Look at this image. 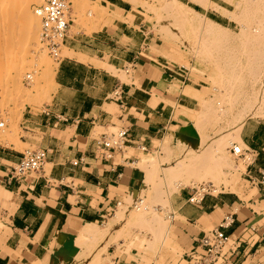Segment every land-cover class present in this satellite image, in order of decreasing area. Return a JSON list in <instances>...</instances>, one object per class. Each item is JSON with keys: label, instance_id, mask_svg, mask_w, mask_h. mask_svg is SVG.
I'll return each instance as SVG.
<instances>
[{"label": "crops", "instance_id": "crops-1", "mask_svg": "<svg viewBox=\"0 0 264 264\" xmlns=\"http://www.w3.org/2000/svg\"><path fill=\"white\" fill-rule=\"evenodd\" d=\"M98 5L117 16L102 15L94 29L76 31L70 27L78 25L69 18L62 45L70 54L57 62L50 100L25 107L17 142L0 141V192L9 195L7 207L0 209V264H35L47 255L50 237L55 244L65 239L59 232L67 233L72 225L102 221L122 192L143 181L138 148L155 147L162 133L180 125L168 102L173 93L160 86L172 69L153 57L151 38L136 29L129 1L97 0ZM127 65L132 73L126 80L108 68ZM108 127L126 129L120 148L101 143L112 134ZM240 137L251 152L243 172L249 184L244 194L252 193H209L198 203L176 195L172 207L180 215L175 230L182 250L176 264H189L193 253L203 251L199 236L227 214L233 219L223 228L231 240V260L264 264V121L245 120ZM24 144L44 148L45 161L39 170L10 179ZM114 259L115 264H133L117 255Z\"/></svg>", "mask_w": 264, "mask_h": 264}, {"label": "rangeland", "instance_id": "rangeland-1", "mask_svg": "<svg viewBox=\"0 0 264 264\" xmlns=\"http://www.w3.org/2000/svg\"><path fill=\"white\" fill-rule=\"evenodd\" d=\"M127 1H129L130 5L132 6L133 10L136 12L137 15L136 23L139 24L138 25L139 27H136V29L140 28L144 30L147 33L148 37L151 38V43H152L151 52L153 57L158 55L161 59L167 61L166 63L170 66V69H172L170 71L171 75H164V76L168 77L169 81H172L173 79H178L181 81L182 84H187L196 88L197 92L196 91L195 92L197 97L199 99L201 98L200 99L201 102L202 100L204 102V103L199 102L197 98L185 99L184 97L178 96L177 94L173 93V97H171L173 101H168V102H170L171 105H173L174 108L173 115L176 119L175 122L179 123L180 125H176L170 128L168 131L162 133L159 136V138L155 141V147L153 148L139 147L138 148L139 157H137V162H136V165L139 167L140 163L138 164V161L142 158V154L145 152H153L152 153L153 156H158L159 158H161L160 165H163L165 164V160L167 157L166 153L164 152V150H162L161 147V142L163 141V139L166 136H170L171 144L173 145L172 146L173 149H172V153H170V157L175 158L180 152L178 147H176V142L179 139V136L184 133L190 134L189 129H197L196 127H194L193 122H195L196 120L195 119L196 115H198V113L200 114L202 108H204L205 103L210 102L213 108H215L214 105V101H215L214 99H216L215 97L216 90L214 88V85L216 84L215 81L217 79L221 80V78L223 79L227 77V74L214 73V68L212 66L213 61L223 60L224 58H226V55L230 52H234L235 53L234 55L237 56V58L241 61L242 55L238 53V51H240V45H242L241 43H243V41L246 40L245 39L246 36L248 38L255 34L254 32L255 28L253 29V25L250 23L251 22L250 12H247V8L249 6L245 7L243 6L242 3H240L238 7L234 8L232 4V2L235 1L240 2L241 0H209L212 2V4L207 11L203 10L198 5L191 3L187 0H180L186 4L191 5L200 13L205 14L214 21H217L219 24H221L222 27L224 26L225 27V28L223 27L224 29H220L222 27H217V28L215 27V28L216 29L219 28V31L224 32L227 35V37L235 36L233 42L230 43L229 45L223 43L219 45L216 42L217 43L216 45L220 46L219 48H217L215 43L213 44V41L210 42L211 40L209 37H207V35H205L195 27L185 25L184 28L182 27V29L181 28L175 30L172 29L169 26V23H172L173 20L166 14V12H164L163 9L159 7L163 4L162 2L166 0H127ZM36 2L37 0H33L29 5V10L32 14H34L33 4ZM66 2L68 5L67 7L68 19L71 18L78 25V26L70 27L72 31H76L79 28L91 29L93 28V24L95 23V21L102 20L101 19L102 15H106L107 17L106 19L112 16L107 12V10L102 11L101 8H99L100 7L99 5H98L99 7L96 6L97 0L95 2L90 0L89 2H87L88 4H85L84 8L82 10H78V12L73 9L71 10L70 0H66ZM88 5L92 7L90 8L88 7ZM88 11H90V13H88ZM256 13L260 14L259 8ZM243 14L246 19L242 16ZM36 18L38 23L40 24V21L37 16ZM243 24L249 27L244 28V35L242 36L240 35L236 37V34L240 32V28L242 27ZM167 29L169 30L167 31ZM247 30L249 33L247 32ZM39 32L40 29L38 30V34H37V44H35L30 49L29 58H31V62L23 72V76L21 77L18 89L12 88L11 86L8 87L6 86L7 88L5 89L6 91L4 92L3 91L4 89L0 87V109L4 111V117H3L4 127L0 129V141L5 139H10L17 142L16 140L19 139V135H20L19 125L22 118V112L24 111L25 107L26 106L39 107L40 105L47 103L50 100V95L52 90H49L47 92L44 91L45 86L46 87L48 86V81L42 77V71H43L42 69L45 67L44 66L46 64L45 62L47 63L49 62V64L57 65L59 59L65 55L64 52L68 53L67 49L63 45H61L59 50V58L57 60L54 59L48 53V51L42 46L39 40ZM199 38L206 40L207 43L206 41H205L206 44H203L202 42L200 43V41H198ZM228 47L231 50H229ZM64 48L66 49V51H64L65 50ZM213 49L216 51H214ZM108 68L110 69V71H112L114 74L118 75L121 79L124 80L129 79V76L132 73V68L129 65L122 67L121 69H114V67L112 66H108ZM223 72L225 71H222V73ZM218 75L220 77L222 75L223 76L220 78L218 77ZM246 75L247 74L245 72L242 73L240 79L241 86L239 87H241L243 91H245V93L241 97L242 100H240V102H243L245 99H247L255 89L257 90L260 88L261 82H264V79L254 81V79H252L250 75L247 76ZM210 77L214 80L216 78V80L213 81L212 79H209ZM39 84H41V86ZM168 91L172 93L170 90ZM235 110L236 109H234L232 113L223 114L219 116L220 118H215L214 115L215 119L211 117L213 116V114L210 113H209L210 115L209 117H207L208 115H206L205 117L198 115L199 117L202 118L204 117L203 119L198 117L199 120L201 119L200 123L198 124L199 132L206 133L209 136H211L214 135L215 132L219 131V129L220 131L222 130L225 131V129H227L228 127L226 124L232 119L231 116L236 113ZM16 111L19 112V114H21V116L18 118L16 116L17 113L15 114ZM248 119L264 121V119L262 118L250 116L249 114H247L245 120ZM225 121L227 123H225ZM221 127L224 129H222ZM107 131L116 133L118 129L117 127H108ZM192 135L198 136L197 131L195 130ZM236 140L234 138L231 139V143H236L240 145V143ZM231 143L225 146V151L227 154L228 162L229 164H231V168L230 169L226 167L222 168L219 171V173L216 175V178L214 177L215 180L210 181L211 180L209 179L210 177L206 176L205 178H203L204 180L203 179L195 180L194 178H190L189 182H183L184 184L181 182V184L178 185L176 190L173 189L172 192L169 193L170 195H168L167 197L169 198L168 202L166 201V193H164L166 190L165 189L166 184L160 183V189H162L161 191H164L163 192L164 194L161 192L160 199L164 197L163 198L165 200L163 201L164 204L162 203V201H159L160 200L159 199V200L151 201L149 205L156 208L155 209L156 212L159 215L163 216L165 219H168V216L171 215L170 217L171 221H170L169 231L167 232L168 238L165 239L167 240L165 242L168 243H164V246L162 245L163 247L162 249H160L161 251H159L162 252V254L164 255L162 259H160V257H157L158 256L157 255L156 256L157 259L154 260L152 264H172L173 262L172 260L177 258L175 263H173L176 264L181 255L182 250L180 247V241L179 238L177 237V230H175V224L180 218V215H178L172 207V202L175 199L176 195L178 194L188 195V192L190 191L191 187L199 183L210 184L209 191L210 193L213 194L221 191H233L241 197H247L252 193L253 190H249L247 194H244V189L249 188L248 182L245 181L243 178L245 165L248 161L242 158H236L229 152V147ZM20 148L24 149L25 151L27 149H34L35 147L24 144V147H20ZM229 160L231 161V163ZM148 166L149 165H146L145 167L144 165L143 167L142 166L140 167L144 173L143 181L141 182L139 187L133 189L138 191L126 190L122 192L117 202L105 212V216L103 217L102 221L96 222L98 228H105V226L107 227V223L112 220L111 218H113L114 213H116V210H118V208L125 203L127 197L133 198L134 201H137L139 198L144 197L145 198L144 200L146 201L147 192H142L141 188L143 186L142 184H144L145 182V176H147L151 172V170H147L150 168V166L149 168ZM144 167L147 169H144ZM242 168L244 169L242 170ZM233 169H236L237 171ZM152 170L156 174L155 181L159 182L161 180V179L157 180L158 178H161L159 168H153ZM1 193L2 192H0V209L7 207L9 200V195L8 196L1 195ZM129 217H130L129 212H125V216L123 218L118 220H114L113 218V225L112 227H109V230L107 232V238L109 239V243L107 242L108 245L106 248L107 253L105 252L102 254L101 264H115L114 258L116 255L119 256V258L122 261L126 259L131 261L133 264L136 263H134L132 259L138 261L140 256L139 253L141 251V245H142L141 241L138 238L141 237L143 234L145 238L150 239L151 232L147 231L148 234H146L147 232H145V228L141 229L143 227L138 226L137 223L135 222V219ZM131 222H133V224H131ZM209 228L210 226H207L205 227V230ZM59 236H64L65 239L59 240L57 243L52 244L51 242L53 238L50 237V240H48L47 242L46 245L47 255H49V261L47 264H59L56 262V260L60 257L59 254L61 253V250L64 247L65 241L68 240V242H71L74 237V234L69 235L68 233H66V229H65L64 231L59 232ZM168 239H171L173 241ZM172 244L175 245L173 246ZM154 246L155 247L159 246V243H154L153 248ZM170 247L171 248L173 247L174 250L171 249ZM175 247H177V249ZM41 261H38L35 264Z\"/></svg>", "mask_w": 264, "mask_h": 264}, {"label": "bare ground", "instance_id": "bare-ground-1", "mask_svg": "<svg viewBox=\"0 0 264 264\" xmlns=\"http://www.w3.org/2000/svg\"><path fill=\"white\" fill-rule=\"evenodd\" d=\"M32 1L33 0H0V87L4 89V92L8 86L18 89L23 72L31 62V58H29L30 49L37 44V34L40 29V24L38 23L36 16L29 10V5ZM70 1L71 8L78 12V10H82L85 4H88L87 2L90 0ZM187 1L198 5L205 11H207L212 4L209 0ZM162 3L159 7L173 20L172 23H169V26L172 29H182L185 25H189L207 35L211 40L210 42L213 41V44L215 43V45L217 43L219 45L222 43L229 45L233 42L235 36L227 37L224 32L219 31V28L216 29L217 27H222L221 24L205 14L200 13L191 5L180 0H166ZM240 3L245 7L249 6L247 12H250V23L253 25V29L255 28V34L248 38L246 36V40L241 43L240 51H238V53L242 55L241 61L234 55V52L226 53V58L223 60L213 61L212 66L214 68V73H226L227 77L222 79L221 77L223 75L221 77L218 75V77L221 78V80L217 79L219 81H217L216 78V81L211 77L209 78L216 82L214 85L216 90V99H214L215 108H213L210 102H206L200 114L198 113L199 116L201 115L205 117L208 115L207 117H209L210 113L213 114L211 117L214 118L215 115V118H220L219 116L232 113V111L236 109V113L231 116L232 119L228 123L225 121L228 126L227 129H225V131H220L219 129L220 132L217 131L211 136L206 133H200L198 124L201 120H199V118L202 117L196 115V120L193 122V125L197 129H189L190 134L184 133L179 136V139L176 142V147H178L180 152L175 158L170 157V153H172L173 149L171 138L170 136L165 135L166 137L161 142L162 150H164L167 155L165 164L160 165L161 158L153 156V152L143 153L142 158L138 161V164L140 163L142 167L144 165L145 167L146 165L150 166V168L148 166L149 169L145 167L144 169L151 170V172L145 176V182L142 184L143 186L141 188L142 192H147L146 201L144 200V197L139 198L137 201H134L133 198L127 197L125 203L122 204L113 215L114 220H118L125 216V212H129L130 217L135 219L137 225L143 227L141 229L145 228V232H151L150 239L145 238L143 234L141 237L138 236V239L142 243L138 259L139 264H152L157 257L162 259L164 254L159 251H161L160 249H162L164 243H168L165 242L167 241L165 239L168 238L167 232L170 227L171 215L168 216V219H165L156 212V208L149 205L151 201L159 200L161 192H164L160 189V183L166 184V190L164 193H166V201L168 202L169 198L167 197L170 195L169 193L172 192L173 189L176 190L181 182H189L190 178L201 180L206 176L210 177V181L215 180L216 175L222 168H231V164L228 162L225 151V146L231 143V139H237L236 141L240 143L241 147L245 146L239 132L245 122L247 114L264 119V82H261L260 88L257 90L255 89L243 102H240V100H242L241 97L245 91L239 87L241 86L240 79L244 72L247 75H250L254 81L264 79V0H241L240 2H232L234 8L238 7ZM88 7L90 6L88 5ZM258 8L260 9V14L256 13ZM88 13H90V11H88ZM109 14L117 16L114 12H110ZM242 16L244 17V14ZM223 27L220 29L225 28ZM245 27L248 28L249 26L243 24L240 28V32L236 34V37L244 35ZM168 30L169 29H167V31ZM200 38L198 39L200 43H207L206 40ZM219 45H216L217 48L220 47ZM64 51H66V49ZM64 53L65 55L70 54L69 52ZM45 63L47 65L45 64V67L43 66L42 77L48 81V86H45L44 88V91L47 92L53 89V69L56 65L49 64V62ZM222 71L225 72L222 73ZM39 85L41 86V84ZM160 86L170 90L178 96L184 97L185 99L197 98L198 101L201 102V98L199 99L196 95L197 89L190 85L182 84L178 79L169 81L168 77L163 76ZM201 103H204L203 100ZM15 114L17 118L21 116L17 111ZM195 130L197 131L198 136L192 135ZM140 164L139 167H141ZM151 168H159L161 174V178L157 179H161L159 182L155 181L156 174ZM243 169L244 168H242V170ZM130 190L138 191L133 189ZM163 198L159 200L162 201V203L165 201ZM113 218H111L112 220L107 223V227L105 226V228H98L95 222H85L83 224L78 223L72 225L67 233L69 235L74 234V237L71 242H68V240L65 241L64 247L59 254L60 257L56 262L59 264H101L102 254L106 252L109 243L107 232L109 227H112L113 225ZM133 222H131V224H133ZM146 234H148V232ZM154 243H159V246H154L153 248ZM175 248L177 249V247ZM171 249H173V247ZM48 261L49 255H46L44 259L37 264H47Z\"/></svg>", "mask_w": 264, "mask_h": 264}, {"label": "built area", "instance_id": "built-area-1", "mask_svg": "<svg viewBox=\"0 0 264 264\" xmlns=\"http://www.w3.org/2000/svg\"><path fill=\"white\" fill-rule=\"evenodd\" d=\"M67 7L66 0H37L33 4V12L40 21L39 40L42 46L56 60L59 58V50L69 27V19L66 13ZM3 117L4 111L0 109V129L4 127ZM125 138L126 129L120 128L116 133H112L108 139L102 140L101 143L103 146L111 147L112 149L120 148ZM229 152L236 158L250 161L251 152L247 147L231 143ZM45 158L46 150L44 148L25 150L19 160L11 166L8 177L17 179L28 172L39 170ZM261 182H263V179H261ZM209 189L210 184L207 183H199L192 186L187 200L190 203H198L205 194L210 193ZM232 220V215L227 214L217 226L202 232L197 242L203 251L193 253L189 264H235L230 258V254L233 252V248L229 246L231 240L223 230Z\"/></svg>", "mask_w": 264, "mask_h": 264}]
</instances>
